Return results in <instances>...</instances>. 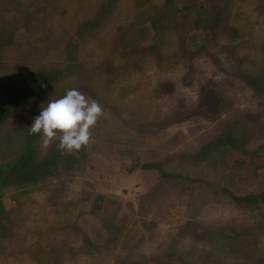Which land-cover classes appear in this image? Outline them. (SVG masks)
<instances>
[{
  "label": "rangeland",
  "instance_id": "rangeland-1",
  "mask_svg": "<svg viewBox=\"0 0 264 264\" xmlns=\"http://www.w3.org/2000/svg\"><path fill=\"white\" fill-rule=\"evenodd\" d=\"M108 2L101 24L80 31ZM165 2L0 0V85L20 71H63L9 126L32 125L70 89L103 109L84 169L6 190L0 264H264V204L216 193L212 170L166 179L142 168L171 171L240 123L248 152H234L223 172L240 173L230 186L239 194L264 188V92L243 78L264 70V0H214L224 13L215 35L184 20L160 24ZM49 147L41 138L39 156ZM244 229L243 247H220Z\"/></svg>",
  "mask_w": 264,
  "mask_h": 264
},
{
  "label": "trees",
  "instance_id": "trees-1",
  "mask_svg": "<svg viewBox=\"0 0 264 264\" xmlns=\"http://www.w3.org/2000/svg\"><path fill=\"white\" fill-rule=\"evenodd\" d=\"M110 2L104 4L97 14V18L85 23L83 29L95 28L101 24L102 19L109 12ZM160 24L164 21L190 22L194 27L206 30L208 33L217 34L221 31L224 22V13L217 9L214 0L187 3L179 6L174 0H166L161 13ZM0 33V49L3 45ZM9 42V41H8ZM154 50V46H150ZM61 69L49 68L37 71H20L11 77L5 84L0 85V231H5L7 211L4 206L5 192L9 188L25 189L56 177L62 173L84 169L89 152L87 146L79 151L62 152L58 149V139L40 157L38 144L42 135L29 134L31 125H22L11 128L9 122L15 110L29 100L41 97L46 90L55 84L62 76ZM246 83L255 88L259 93L264 92V70L260 75H243ZM67 92V91H66ZM64 92L59 98L66 95ZM250 142V133L246 124L233 123L226 125L221 133L205 143L197 152L191 155L180 156L181 162L171 171L166 169V163L144 164L142 168H154L160 177L177 179L183 177L187 168L199 169L201 172L211 173L216 178L218 185L216 193H224L238 205L251 209H259L264 204V188L257 192L239 194L231 189L236 177V172L227 175L223 172L228 166V159L234 152L247 154V145ZM177 159V158H176ZM170 163L172 162L169 160ZM213 182V185L216 184ZM248 230H237L234 235L225 236L219 241L220 247L237 249L246 241ZM246 243V242H245Z\"/></svg>",
  "mask_w": 264,
  "mask_h": 264
},
{
  "label": "clouds",
  "instance_id": "clouds-1",
  "mask_svg": "<svg viewBox=\"0 0 264 264\" xmlns=\"http://www.w3.org/2000/svg\"><path fill=\"white\" fill-rule=\"evenodd\" d=\"M103 114L100 104L76 89L62 98L49 100L34 118L29 134L42 135V146L48 148L54 140L62 152L79 151L91 138V128Z\"/></svg>",
  "mask_w": 264,
  "mask_h": 264
}]
</instances>
